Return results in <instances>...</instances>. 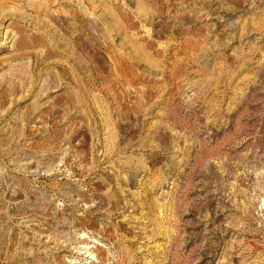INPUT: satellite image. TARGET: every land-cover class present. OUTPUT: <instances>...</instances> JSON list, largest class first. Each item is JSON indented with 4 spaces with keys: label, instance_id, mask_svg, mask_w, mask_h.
<instances>
[{
    "label": "rangeland",
    "instance_id": "obj_1",
    "mask_svg": "<svg viewBox=\"0 0 264 264\" xmlns=\"http://www.w3.org/2000/svg\"><path fill=\"white\" fill-rule=\"evenodd\" d=\"M39 1L0 3V264H264V0Z\"/></svg>",
    "mask_w": 264,
    "mask_h": 264
},
{
    "label": "bare ground",
    "instance_id": "obj_2",
    "mask_svg": "<svg viewBox=\"0 0 264 264\" xmlns=\"http://www.w3.org/2000/svg\"><path fill=\"white\" fill-rule=\"evenodd\" d=\"M50 0H41V2L39 1V2H37L38 4H36V6H35V8L39 11V10H41V12H43V11H47V7L48 6H50L49 5V2ZM2 2V5H4L5 4V2H6V0H0V3ZM89 2V1H88ZM89 4H91V3H89ZM91 7H92V5H91ZM49 11V10H48ZM88 8H86L84 11H82L81 13H82V15H83V18H85L86 16H84V15H86L88 12ZM61 12H62V10H61ZM55 18L57 17V18H60V19H64L66 16L64 15V14H62V13H60V12H58V14H54L53 15ZM73 24H74V27H72V33H73V39H74V41L73 42H75V44H79V46L81 47V48H84V49H87L89 46H91L90 45V40L88 39V36L87 35H85V33H79L77 30L79 29V28H83V26H82V24L81 23H79L78 22V20H77V17L75 18V20L73 21ZM79 27V28H78ZM93 46V45H92ZM91 48V47H90ZM131 50V49H130ZM100 51V50H99ZM91 52V51H90ZM51 52L48 50V52H47V56L50 54Z\"/></svg>",
    "mask_w": 264,
    "mask_h": 264
}]
</instances>
